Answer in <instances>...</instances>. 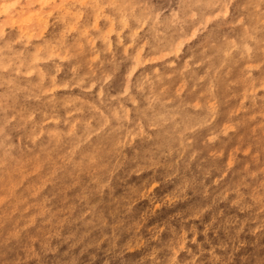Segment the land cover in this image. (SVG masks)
Here are the masks:
<instances>
[{"label":"clouds","instance_id":"9594fccd","mask_svg":"<svg viewBox=\"0 0 264 264\" xmlns=\"http://www.w3.org/2000/svg\"><path fill=\"white\" fill-rule=\"evenodd\" d=\"M0 264H264V0H0Z\"/></svg>","mask_w":264,"mask_h":264}]
</instances>
